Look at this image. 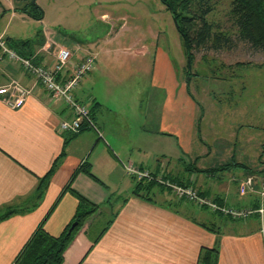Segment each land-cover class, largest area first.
I'll return each mask as SVG.
<instances>
[{"label": "crops", "instance_id": "1", "mask_svg": "<svg viewBox=\"0 0 264 264\" xmlns=\"http://www.w3.org/2000/svg\"><path fill=\"white\" fill-rule=\"evenodd\" d=\"M9 9L11 20L23 16L14 11L13 4ZM103 20L106 22L107 15L101 16L100 21ZM123 28L122 23L120 28L107 35L111 34V39ZM5 29L6 26L0 35L8 41V47L10 41L34 40L37 33L34 30L26 38L13 35L16 37L13 40ZM41 36L43 45L31 47L37 65L51 67L60 48L71 52L62 78L72 75L85 53L95 56L93 71L82 77L73 96L89 109L96 130L87 128L78 133H61L60 122L73 118L65 103L53 101L19 63L6 60L0 63V86L14 80L31 92L18 109L0 103V215L9 208L17 210L0 221V264H16L17 257L39 226L42 225L44 232L52 237H58L64 231L71 223L78 203L72 191L97 205L99 210L87 218L77 232L63 254L62 264H200L205 249L216 247L215 232L202 225L213 224V218L203 214L213 213L187 202L172 208L165 203L172 198L167 192L160 193L154 201L133 195L135 179L125 172L123 165H131L138 171L172 183L188 184L219 206L255 209L259 198L258 194L240 193L235 178L242 180L246 176L241 170L251 172L235 160L220 168L223 171L229 169L221 174L232 175L233 179L227 182L220 179L213 168H197L205 172L193 175L186 168L184 172L181 166V172L175 166L171 167L176 163L167 162L164 147L167 137L174 140V148L181 156L192 155L195 163L207 160L208 156H194L195 146H199L196 140L203 145L194 127L199 107L189 96L187 86L180 83L169 54L155 42L158 35L151 34L153 43L142 42L129 48L136 54L133 58L141 59V62L147 58L152 63L150 84L157 99L156 107L148 116L137 106L134 110L137 119L132 118L125 107L111 106L112 99L118 94H99L103 60H98L99 52H94L93 43L84 45L48 32ZM129 66L131 63L124 65L126 69ZM143 95L135 94L133 101L138 102V97ZM151 115H154L152 128L149 126ZM54 163V172L44 181ZM83 167H87L92 177L82 171ZM219 170L217 172H221ZM173 201L176 202L174 198ZM100 216H106L107 223L86 251L85 238L90 241L87 227ZM197 217L204 220L198 221ZM246 220L236 224L251 223L250 219L247 220L249 223ZM229 238L230 241L221 245L217 264H255L254 261L264 264L263 252L255 255L249 252L252 250L250 241L255 237L237 235ZM256 239L258 249L262 248L263 238L257 234ZM231 247L237 253L225 252V248Z\"/></svg>", "mask_w": 264, "mask_h": 264}, {"label": "rangeland", "instance_id": "2", "mask_svg": "<svg viewBox=\"0 0 264 264\" xmlns=\"http://www.w3.org/2000/svg\"><path fill=\"white\" fill-rule=\"evenodd\" d=\"M214 1L215 9L208 20L211 23H219L222 30L227 29L231 26L227 16L230 0ZM12 4L15 5L13 0H0V32L6 26L5 32L10 39L14 38L13 40L16 38L13 35L26 38L30 32L36 30L39 34L55 33L84 45L93 43L94 52H99L98 60H103L99 94L112 96L118 94L119 96L112 99L111 106L118 109L125 107L134 119H137L136 111H134L137 106L146 111L148 116L156 107L157 99L150 84L152 63H149L147 58L143 62L141 59L133 58L136 54L129 48L142 42L143 44L153 43L151 34L158 35L155 42H159L160 47L169 54L180 83L188 87L197 101V107L203 110L200 121L198 119L201 114L198 112L194 123L195 133L201 137L203 145L196 140L199 146H195L196 154L194 155L193 152V155L208 156L207 160L195 163V157L185 154L181 156V152L174 148V140L167 137L164 141L167 162L176 163L171 167L175 166L176 170L182 172V166L184 172L187 169L189 170L187 172H192L193 175H197L195 167L213 168L219 174V178L222 177L227 182L233 179L232 175L227 173L222 176L221 174L228 172L229 169L227 171L219 169L222 165L232 164V160H235L245 165L248 172H251L240 171L246 176L242 180L235 178L238 189L248 177L253 179L257 188L264 186V50L255 49L248 43L240 42L232 37L229 43L222 44L219 49L201 48L193 51L190 77H187L188 67L181 38L175 29L171 14L160 0H36L35 4L43 11L40 21L23 14L11 20L9 8ZM102 15H107L106 22L100 21ZM7 22L8 25H6ZM105 23L109 24L110 28ZM122 23L125 28L120 29L121 32L110 39L111 34L107 35V32H115ZM102 52L104 54L101 55ZM133 59H135L134 62ZM130 63L129 69H126L124 65ZM137 93L144 94L138 97L139 103L133 101V96ZM153 116H149L150 128H152ZM261 172L263 174H260ZM260 175L262 178L259 177ZM163 181L198 192L196 189L184 187L169 180ZM163 186L166 187L167 194L172 197L168 201H173L174 198L175 201L185 200L192 203L186 197L177 198L171 188ZM257 196L259 199L253 210L262 209V212L255 211L245 219L223 215L234 220L230 222L221 217H214L211 213H203L210 219L212 217L213 225L216 226L215 248L218 254L222 243L230 241L229 237L238 235L244 238L255 237L253 241H250L249 246L252 250L249 252L254 255L263 252L264 255V243L262 248L258 249L259 244L256 239L258 234L264 240V197L260 198L259 194ZM235 209L250 210L251 208ZM191 212L194 213L195 210ZM197 219L201 222L204 220L203 217H197ZM246 219H250L251 223L236 224L237 221ZM107 220L106 216H100L87 227L90 241L85 238L88 243L86 251L103 230ZM247 220L246 222L249 223ZM224 224L228 227L223 226ZM228 250L237 253V250L233 251L232 247L225 248V252ZM257 262L254 261L255 264Z\"/></svg>", "mask_w": 264, "mask_h": 264}, {"label": "trees", "instance_id": "3", "mask_svg": "<svg viewBox=\"0 0 264 264\" xmlns=\"http://www.w3.org/2000/svg\"><path fill=\"white\" fill-rule=\"evenodd\" d=\"M33 1L36 0H13L15 4L14 11L16 13L26 15L33 20L40 21L43 16V11L35 4V2L33 3ZM160 2L171 14L175 29L181 38L188 67L187 77H190L193 51L199 50L201 48L219 49L221 48L222 44L229 43L232 37L236 38L240 42L248 43L255 49L264 50V0H230L227 16L231 26L224 30L220 29L219 23H211L208 20L209 15L215 9L214 0H160ZM10 42V47H8L6 43L9 49H12L20 57L29 59L34 65H37L38 62L35 61V57L33 56L34 53L31 51V47L34 46V44H36V47H41L44 43L43 38L38 31L34 40L25 39ZM60 80H62L61 76ZM187 92L191 99L195 101L188 87ZM199 111V114L201 115L198 121H200L202 117V108L199 107ZM55 167L56 165L54 163L48 173L45 175L43 179L44 181L49 179V177L54 172ZM194 170L195 173L205 172L204 170H199L196 167ZM82 171L88 176L92 177L87 167H83ZM134 184L135 187L133 195L144 199L145 201H154L155 197L161 196L159 195L160 193L167 192L166 187L155 181L135 179ZM179 185L191 187L188 184L181 183ZM72 194L76 197L78 203L71 223L58 237H52L48 235L44 232L42 225L39 226V228L35 231L33 236L23 248L20 255L17 257L16 264L63 263V254L73 241L77 232L82 228L87 218L96 214L99 210L97 205L91 204L89 201L73 191ZM197 194L202 196L199 192H197ZM186 202L191 203L185 200H176V202L166 201L165 203L168 206L174 208ZM202 208L207 210L205 207ZM15 212H17V210L9 208L4 214L0 215V221L8 218ZM211 212L213 213L214 217H221L223 220L227 219L230 222L234 221L230 218L224 217L219 212ZM74 222L77 223V226L70 233H68L70 226ZM202 225L211 231L216 229V226L213 224ZM217 258L218 250L215 247L211 249H205L204 256L200 259V264H217Z\"/></svg>", "mask_w": 264, "mask_h": 264}, {"label": "built area", "instance_id": "4", "mask_svg": "<svg viewBox=\"0 0 264 264\" xmlns=\"http://www.w3.org/2000/svg\"><path fill=\"white\" fill-rule=\"evenodd\" d=\"M71 57L72 54L68 49L60 48L56 53L55 62L51 67L34 65L31 60L22 58L15 51L9 49L5 43L4 37L0 35V63H3L5 60L12 63H19L23 71L33 76L36 82L46 90L53 101L62 100L72 112V120H62L60 122L59 131L61 133H78L87 128L96 130L90 117L89 109L84 104L75 100L73 96V92L78 87L82 77L93 71L95 56L91 53H85L80 63L75 66L72 75L60 80L61 73L67 68ZM30 93L29 89L23 87L17 81L12 80L8 84L0 86V103L13 110L18 109L23 105ZM123 167L125 172L133 176L136 180L146 179L165 185L172 189L177 198L186 197L188 200L194 202L196 206L205 207L210 211L219 212L224 216L245 219L256 211L253 209L237 210L235 208L219 206L206 197L199 196L192 189H185L164 182L161 178L153 177L148 172L138 171L131 165L125 164ZM239 191L241 194L248 191L250 193L253 192L251 194H259L260 197H264V186L257 188L251 177H248L239 185ZM256 212L261 213L262 209H258Z\"/></svg>", "mask_w": 264, "mask_h": 264}, {"label": "water", "instance_id": "5", "mask_svg": "<svg viewBox=\"0 0 264 264\" xmlns=\"http://www.w3.org/2000/svg\"><path fill=\"white\" fill-rule=\"evenodd\" d=\"M35 1H33V3H34ZM188 80V79H187ZM77 226V223L76 222H74V223H72V225L70 226V228H69V230H68V233H70L75 227Z\"/></svg>", "mask_w": 264, "mask_h": 264}]
</instances>
